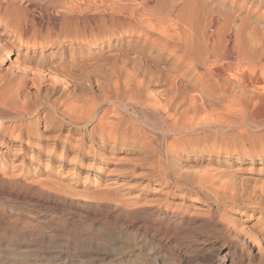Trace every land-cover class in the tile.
<instances>
[{"label":"bare ground","instance_id":"bare-ground-1","mask_svg":"<svg viewBox=\"0 0 264 264\" xmlns=\"http://www.w3.org/2000/svg\"><path fill=\"white\" fill-rule=\"evenodd\" d=\"M74 1L67 9L83 16L103 7L101 25L86 30L75 15L71 21L60 14L64 25L40 36L39 56L32 57L20 40L39 21L16 0H0V62L16 53L0 75L1 157L5 146L22 154L23 138L33 134L29 157L47 161L58 148L59 166L78 132L70 153L85 139L91 161L124 164L126 173L143 169L130 185L149 186L175 205L192 188L214 203L238 241L264 257V0ZM28 81L49 106L24 133L14 121L34 115V106L20 107L31 99ZM13 177L3 175L0 184L13 190L31 182ZM38 179L43 189L62 190L54 179ZM101 180L117 182L108 174Z\"/></svg>","mask_w":264,"mask_h":264},{"label":"rangeland","instance_id":"rangeland-1","mask_svg":"<svg viewBox=\"0 0 264 264\" xmlns=\"http://www.w3.org/2000/svg\"><path fill=\"white\" fill-rule=\"evenodd\" d=\"M73 3L76 2L16 0L15 6H26L39 21L29 26L21 38L20 41L27 43L21 52L29 48L28 55L39 56L40 36L53 29L56 31L63 24L61 16L69 20L76 16L73 21L86 30L101 25L103 7L92 8L83 16L70 9ZM97 10H101L100 13H96ZM55 17L59 18L56 20ZM198 17L204 16L200 13ZM15 55L12 52L9 58L0 62V75L9 68ZM26 87L31 99L19 105L34 106V115H24L14 121L24 124L21 125L24 133H27L25 123L49 106L42 90L35 97V86L28 81ZM129 116L130 123L137 125L132 115ZM36 137L32 134L29 142L23 138L25 151L29 150L30 144L33 146L30 140ZM79 137L78 132L72 134L67 147L73 148ZM161 139L160 145L164 144ZM85 142L84 139L79 144L77 154L70 153L67 148L68 151L61 154L63 163L59 166L55 160L59 156L58 148L52 149L53 158L47 161L41 156L30 158L25 151L14 157L6 146L1 148L6 155H0V179L3 175H12L20 185L31 182L26 183V189L18 187L13 190L0 184V264H264V257L257 254V246L238 241L221 224L214 203L195 194L192 188L188 187L190 197L180 205L171 202V197L162 200L149 186L130 185L144 172L143 169L136 167L135 172L126 173L124 164L113 167L91 161ZM43 152L45 150L40 149V153ZM146 159L152 161L151 157ZM84 169H88L87 177H84ZM197 169L202 171L204 166L199 165ZM107 174L117 182H103L101 179ZM46 176L60 183L62 190L43 189L38 178ZM123 181L128 182V186L114 188ZM83 183L86 186L83 187ZM107 191L109 194H103ZM244 220L247 226L253 223V218Z\"/></svg>","mask_w":264,"mask_h":264}]
</instances>
